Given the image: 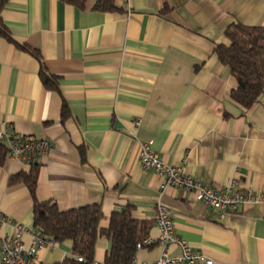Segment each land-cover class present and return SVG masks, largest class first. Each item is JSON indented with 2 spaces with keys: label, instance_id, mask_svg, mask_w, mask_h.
Masks as SVG:
<instances>
[{
  "label": "crops",
  "instance_id": "1",
  "mask_svg": "<svg viewBox=\"0 0 264 264\" xmlns=\"http://www.w3.org/2000/svg\"><path fill=\"white\" fill-rule=\"evenodd\" d=\"M98 1L7 0L1 10L14 40L40 53L59 86L47 87L40 61L0 36V131L52 143L35 162L36 198L61 210L99 203L103 228L128 207L152 236L161 202L175 234L216 264H264V201L221 219L193 192L162 188L138 156L150 142L161 159L205 184L234 180L264 194V89L248 108L232 99L237 80L214 51L228 43L230 23L264 26V0H111L112 8ZM29 168L9 156L0 163V209L30 230L26 245L36 228L34 200L9 177ZM71 245L38 249L39 264L61 261ZM110 247L109 235L98 237L93 262L105 264ZM160 249L153 243L134 254L153 261ZM179 251L173 245L170 253Z\"/></svg>",
  "mask_w": 264,
  "mask_h": 264
},
{
  "label": "trees",
  "instance_id": "2",
  "mask_svg": "<svg viewBox=\"0 0 264 264\" xmlns=\"http://www.w3.org/2000/svg\"><path fill=\"white\" fill-rule=\"evenodd\" d=\"M7 0H0V36L13 42L40 61L39 76L49 88L59 91L56 77L49 73L43 64L40 53L26 44L18 43L5 25L1 10ZM75 1L77 0H69ZM99 8H112L111 0H99ZM224 34L228 43H218L214 47L218 59L227 65L237 80L231 90V97L243 107L248 108L256 102L264 89V26L245 25L233 22L227 25ZM66 113L65 101L61 108ZM7 157V147L0 140V163ZM38 163L31 164L28 171H19L10 175L9 182H24L33 196L34 225L46 237L57 242L69 239L72 242L71 255L51 264H93L95 244L101 235H109L111 247L105 264H130L136 249V242L147 235L149 222L135 219L128 207L113 212L107 228L99 224L100 204L89 203L61 210L49 200L40 201L35 196L38 176ZM77 256H81L79 260Z\"/></svg>",
  "mask_w": 264,
  "mask_h": 264
},
{
  "label": "built area",
  "instance_id": "3",
  "mask_svg": "<svg viewBox=\"0 0 264 264\" xmlns=\"http://www.w3.org/2000/svg\"><path fill=\"white\" fill-rule=\"evenodd\" d=\"M134 123L138 124L139 118ZM0 140L7 147V156L21 159L29 166L52 148L50 140L35 138L29 134L8 135L0 131ZM138 156L143 168L151 169L163 178L162 188L172 186L193 192L197 200L217 209L221 219L228 213L237 211L245 203L258 204L264 201L262 192L252 188L240 189L234 180L219 187L203 183L183 165L171 164L161 159L151 148L150 142L141 143ZM155 224L158 229L157 236H144L136 242V249L158 243L161 247L158 257L153 261H146L139 260L133 254L130 264H216L213 258L193 248L175 234L168 210L161 202L157 204ZM29 232L27 227L14 221L0 209V264H39L37 250L55 246L56 241L44 236L37 227L31 233L32 243L26 245L22 235ZM173 245L180 249L176 255L170 253ZM77 258L82 260L81 256ZM93 264L102 263L94 261Z\"/></svg>",
  "mask_w": 264,
  "mask_h": 264
}]
</instances>
